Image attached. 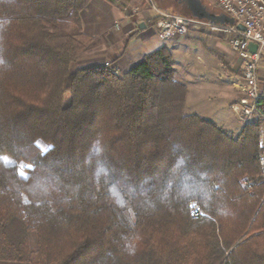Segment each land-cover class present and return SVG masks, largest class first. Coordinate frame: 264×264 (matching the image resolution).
I'll use <instances>...</instances> for the list:
<instances>
[{
    "label": "trees",
    "instance_id": "obj_1",
    "mask_svg": "<svg viewBox=\"0 0 264 264\" xmlns=\"http://www.w3.org/2000/svg\"><path fill=\"white\" fill-rule=\"evenodd\" d=\"M89 1L0 0V261L264 264L262 119L184 114L165 46L79 67Z\"/></svg>",
    "mask_w": 264,
    "mask_h": 264
},
{
    "label": "crops",
    "instance_id": "obj_2",
    "mask_svg": "<svg viewBox=\"0 0 264 264\" xmlns=\"http://www.w3.org/2000/svg\"><path fill=\"white\" fill-rule=\"evenodd\" d=\"M118 1L90 0L80 12L82 31L100 38L102 42V48L89 56V59L109 58L123 73L130 70L144 55L160 47H167L172 54L176 80L186 87L184 114H196L215 123L228 135H237L243 128L233 108L237 94L231 75L235 72L233 67L237 64V57L228 40L213 37L222 30L210 27L204 21L187 36L171 35L162 41L152 22L154 12L145 2L141 1L136 11L126 15ZM204 1L212 5L214 0ZM140 23L143 24L142 28L139 27ZM215 53L225 57L227 69L219 64Z\"/></svg>",
    "mask_w": 264,
    "mask_h": 264
},
{
    "label": "built area",
    "instance_id": "obj_3",
    "mask_svg": "<svg viewBox=\"0 0 264 264\" xmlns=\"http://www.w3.org/2000/svg\"><path fill=\"white\" fill-rule=\"evenodd\" d=\"M144 1L154 12L156 18L154 25L162 41H166L171 35L183 37L190 28L204 22L160 8L154 0ZM213 5L222 14L234 20L232 25L208 21L205 23L231 35L230 47L239 59L241 69L236 86L242 96L234 110L238 112L242 125L253 124L259 119L256 118V112L264 100V92L259 86V69L264 59V0H215ZM250 44L256 45L254 53L249 51ZM259 147L260 174L264 178V130L261 129ZM192 213L195 216L199 214L195 205L192 207Z\"/></svg>",
    "mask_w": 264,
    "mask_h": 264
},
{
    "label": "rangeland",
    "instance_id": "obj_4",
    "mask_svg": "<svg viewBox=\"0 0 264 264\" xmlns=\"http://www.w3.org/2000/svg\"><path fill=\"white\" fill-rule=\"evenodd\" d=\"M141 1L145 2L144 0H138V1L137 0H119L118 4L122 6V8H123V10H124L126 15H130L131 13L136 11L135 9L137 8V6L140 7V2ZM202 2L205 3V4H209V3H206L204 0H202ZM164 4L167 5L166 7H168L170 10L176 11L178 13L179 12L182 13V11H184V12L186 11L185 8L179 3V0H165ZM208 9H210V10H212L214 12H217V13H221L220 10L213 5V3H212V5H208ZM193 29L196 30L197 28H190L188 30L186 36L189 35L192 32ZM199 29H200V31L202 30L201 28H199ZM217 34H218L217 36H215V35L213 36L217 40H220L221 37H223L224 39H226L228 41H230V39H231V35H229L226 32L219 31ZM94 38L99 39L100 43L97 46H94L91 49H89V50H87L85 52H82L79 55V57L77 59V63L79 65V67L88 68V67L98 66V65H102L103 64V65L109 67L116 74H121L122 73L121 69L118 67V65L114 64L113 60H111L109 58H107V59H97V60L91 59V58L89 59V56H93L96 51H98L100 48H102L101 39L98 38V37H94ZM90 53L92 55H90ZM215 55L217 57V60H218L219 64L221 63V66H225L226 69H227V62L225 60V57L222 54H219V53H215ZM236 62H237V64L234 65V67H233L234 71H235L234 74L233 75L229 74V75H231V79L233 80L235 94H237V95H235L236 96L235 97L236 103L234 105L239 103V100H240V98L242 96L241 92L237 89V86H236V82L239 80V76L241 75L240 61H239L238 58H237ZM175 79H176V77H175ZM259 86H260L261 90L264 92V59H263V62L261 63V65H260V69H259ZM234 105H233V108H234ZM263 112H264V101L261 102V104L259 105L258 111L256 112V118H259V119L261 118L262 119V113ZM235 113H236V116H237L239 122H241L240 119H239L238 112L235 111ZM263 130L264 129H262V131ZM36 145L42 151H46L49 148V145L46 144L44 141H42L40 139H38L36 141ZM20 173L25 175L26 171L21 170ZM0 264H30V263H28V262H15V261H0Z\"/></svg>",
    "mask_w": 264,
    "mask_h": 264
},
{
    "label": "water",
    "instance_id": "obj_5",
    "mask_svg": "<svg viewBox=\"0 0 264 264\" xmlns=\"http://www.w3.org/2000/svg\"><path fill=\"white\" fill-rule=\"evenodd\" d=\"M183 1L186 7L189 10L190 16L197 20H203L208 22H213L221 25H232L234 24V20L225 14L222 13H214L208 9L206 4L202 2V0H180ZM139 27L142 28L143 24L140 23ZM249 51L254 53L256 50L255 44L249 45Z\"/></svg>",
    "mask_w": 264,
    "mask_h": 264
},
{
    "label": "flooded vegetation",
    "instance_id": "obj_6",
    "mask_svg": "<svg viewBox=\"0 0 264 264\" xmlns=\"http://www.w3.org/2000/svg\"><path fill=\"white\" fill-rule=\"evenodd\" d=\"M179 3L185 8L186 11L189 12L188 8L186 7L185 3L183 1L179 0Z\"/></svg>",
    "mask_w": 264,
    "mask_h": 264
},
{
    "label": "snow or ice",
    "instance_id": "obj_7",
    "mask_svg": "<svg viewBox=\"0 0 264 264\" xmlns=\"http://www.w3.org/2000/svg\"><path fill=\"white\" fill-rule=\"evenodd\" d=\"M0 158H2V159H5V160H6V158H3V157H0Z\"/></svg>",
    "mask_w": 264,
    "mask_h": 264
}]
</instances>
